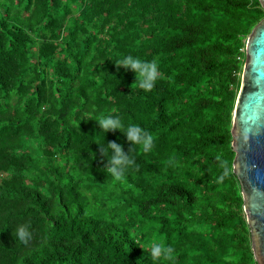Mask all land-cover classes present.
<instances>
[{"label": "trees", "instance_id": "16d2710c", "mask_svg": "<svg viewBox=\"0 0 264 264\" xmlns=\"http://www.w3.org/2000/svg\"><path fill=\"white\" fill-rule=\"evenodd\" d=\"M262 19L258 0H0V264H152L161 238V264H256L231 127ZM127 55L158 62L151 91ZM109 114L152 151L104 135ZM113 142L135 160L122 181L99 150Z\"/></svg>", "mask_w": 264, "mask_h": 264}, {"label": "water", "instance_id": "95a60500", "mask_svg": "<svg viewBox=\"0 0 264 264\" xmlns=\"http://www.w3.org/2000/svg\"><path fill=\"white\" fill-rule=\"evenodd\" d=\"M264 11V0H258ZM231 127L236 177L256 264H264V19L245 43Z\"/></svg>", "mask_w": 264, "mask_h": 264}, {"label": "clouds", "instance_id": "9594fccd", "mask_svg": "<svg viewBox=\"0 0 264 264\" xmlns=\"http://www.w3.org/2000/svg\"><path fill=\"white\" fill-rule=\"evenodd\" d=\"M115 64L126 71H131L134 74V82L137 87L144 92L151 91L159 77V65L156 60H142L132 55L124 56L122 59L115 61ZM98 124L99 130L105 135L108 132L118 131L131 145L141 146L145 153L152 151L154 147L153 135L143 129L140 125L132 123L127 124L121 120L118 115H103L93 120ZM103 157L106 158L107 164L104 170L115 180L122 181L129 169L135 166V160L125 153L122 146L117 143H103L99 147ZM170 166L179 167L180 162L173 158L169 161ZM222 171L219 179L230 174L229 169L223 163L221 164ZM18 220V217H15ZM16 239L24 245H27L32 240V233L26 225H20L15 230ZM152 264H161V262L171 261L174 257V249L168 246L161 238L158 242L151 245L146 250ZM140 264V261H138Z\"/></svg>", "mask_w": 264, "mask_h": 264}]
</instances>
